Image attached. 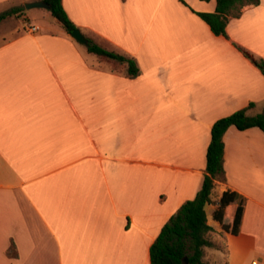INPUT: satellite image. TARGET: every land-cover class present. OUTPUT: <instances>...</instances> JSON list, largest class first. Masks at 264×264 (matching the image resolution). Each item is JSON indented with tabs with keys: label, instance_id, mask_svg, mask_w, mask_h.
Masks as SVG:
<instances>
[{
	"label": "crops",
	"instance_id": "1",
	"mask_svg": "<svg viewBox=\"0 0 264 264\" xmlns=\"http://www.w3.org/2000/svg\"><path fill=\"white\" fill-rule=\"evenodd\" d=\"M31 1L0 0V13ZM61 2L140 74L111 70L57 25L0 42V264H151L162 225L200 187L213 122L263 110L264 74L237 46L264 60V0L230 17L227 37L197 14L215 0ZM222 140L204 260L264 264V133L231 125ZM224 191L231 214L242 206L236 234L213 218Z\"/></svg>",
	"mask_w": 264,
	"mask_h": 264
},
{
	"label": "trees",
	"instance_id": "2",
	"mask_svg": "<svg viewBox=\"0 0 264 264\" xmlns=\"http://www.w3.org/2000/svg\"><path fill=\"white\" fill-rule=\"evenodd\" d=\"M49 4V11L55 21L70 34L77 25L65 12L61 0H44ZM215 10L212 12H197L215 35L227 37L226 25L230 17H238L243 6L257 5L259 0H215ZM19 7H12L0 13V22L16 13ZM86 50L95 55L98 61L105 62L113 71H124L128 78H135L140 74L139 66L132 56L118 53L95 42L85 36ZM237 48L248 57L264 74V60L254 57L241 47ZM254 106H247L233 111L229 115L218 118L210 128V142L206 150L205 174L200 187L192 199L183 202L178 210L162 225L158 235L149 247L151 264H208L204 260L205 247L216 248L217 245L209 238L211 226L207 223L205 205L210 202V194L217 180L224 179L223 169V134L233 125L239 130L258 127L264 133V107L262 112L248 115L247 110ZM236 198L233 191H224L219 199L218 208L213 218L219 222L226 232L236 234L240 225L242 206L239 204L233 214L229 205ZM9 252L15 255V249L10 247ZM185 258L187 259L185 261Z\"/></svg>",
	"mask_w": 264,
	"mask_h": 264
},
{
	"label": "rangeland",
	"instance_id": "3",
	"mask_svg": "<svg viewBox=\"0 0 264 264\" xmlns=\"http://www.w3.org/2000/svg\"><path fill=\"white\" fill-rule=\"evenodd\" d=\"M31 24H41L48 27L57 25L58 27H62L55 21L48 9L42 7L26 8L24 3L16 13L11 14L0 22V42L13 37L17 28ZM79 45L81 47L85 46L82 43Z\"/></svg>",
	"mask_w": 264,
	"mask_h": 264
},
{
	"label": "water",
	"instance_id": "4",
	"mask_svg": "<svg viewBox=\"0 0 264 264\" xmlns=\"http://www.w3.org/2000/svg\"><path fill=\"white\" fill-rule=\"evenodd\" d=\"M25 7L26 8L42 7V8L49 9L50 6L44 0H38V1H31V2L25 3ZM70 36L76 41H78L79 43H82L84 45L87 43V39L85 35L81 32V30L78 27L70 32ZM186 260L187 259L185 258V261Z\"/></svg>",
	"mask_w": 264,
	"mask_h": 264
},
{
	"label": "built area",
	"instance_id": "5",
	"mask_svg": "<svg viewBox=\"0 0 264 264\" xmlns=\"http://www.w3.org/2000/svg\"><path fill=\"white\" fill-rule=\"evenodd\" d=\"M27 31L29 32H35L37 30H39V25H36V24H31V25H27Z\"/></svg>",
	"mask_w": 264,
	"mask_h": 264
},
{
	"label": "bare ground",
	"instance_id": "6",
	"mask_svg": "<svg viewBox=\"0 0 264 264\" xmlns=\"http://www.w3.org/2000/svg\"><path fill=\"white\" fill-rule=\"evenodd\" d=\"M130 13V12H129ZM91 15V14H90ZM127 17V16H126Z\"/></svg>",
	"mask_w": 264,
	"mask_h": 264
}]
</instances>
